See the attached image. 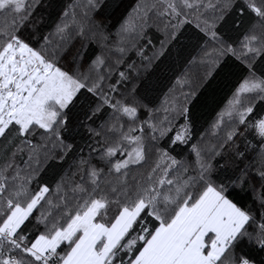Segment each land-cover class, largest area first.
Listing matches in <instances>:
<instances>
[{"label": "snow or ice", "instance_id": "6c2138e0", "mask_svg": "<svg viewBox=\"0 0 264 264\" xmlns=\"http://www.w3.org/2000/svg\"><path fill=\"white\" fill-rule=\"evenodd\" d=\"M0 264H264V0H0Z\"/></svg>", "mask_w": 264, "mask_h": 264}, {"label": "trees", "instance_id": "16d2710c", "mask_svg": "<svg viewBox=\"0 0 264 264\" xmlns=\"http://www.w3.org/2000/svg\"><path fill=\"white\" fill-rule=\"evenodd\" d=\"M220 87H223V85H221ZM218 94H219V93H218ZM202 111H204L206 117H208L209 114H210L211 108H210V107H208V108H204V109H202Z\"/></svg>", "mask_w": 264, "mask_h": 264}]
</instances>
